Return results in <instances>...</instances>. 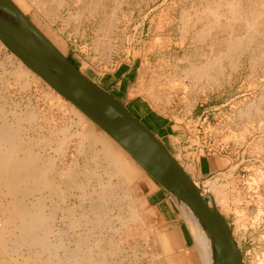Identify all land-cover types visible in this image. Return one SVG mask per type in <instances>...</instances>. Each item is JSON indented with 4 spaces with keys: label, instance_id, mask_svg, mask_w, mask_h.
Segmentation results:
<instances>
[{
    "label": "rangeland",
    "instance_id": "1",
    "mask_svg": "<svg viewBox=\"0 0 264 264\" xmlns=\"http://www.w3.org/2000/svg\"><path fill=\"white\" fill-rule=\"evenodd\" d=\"M13 1L20 12L83 75L120 100L126 108L130 106L126 92H117L111 77L116 64H120L119 73L129 71L130 81L135 83L130 96L139 95L147 99L157 112L171 120L175 131V149L170 151L185 171L193 176L192 180L201 185L202 193L205 190L202 189L203 184L213 182L222 186L228 194V211L224 212L219 205L214 207L228 221L233 238L239 244L243 264H264V61L260 60L264 54V36H248L249 39L242 40L245 42L243 49L229 50L231 39L247 37L246 30L239 22L227 26L221 21L225 27L219 28L211 25L203 14L209 0H39L46 8L44 14L43 9L37 8L34 3H29L28 7L22 0ZM244 1L236 0L234 4L238 8L243 6ZM253 1L259 8L261 0ZM223 11L226 9L223 8ZM261 22L264 32V16ZM16 61L21 62L0 43V79L3 77L0 80V123L3 119L13 122L14 114L23 115L26 108L38 112L33 126L22 123L23 138L29 140L33 150L43 160L54 162L58 172L53 177L58 184L57 174L66 171V168H73L78 174V181L84 185L83 192L72 188L64 193V204L58 201L56 193L46 191V206L57 202L64 209L68 204L74 208L75 217L90 215L89 219L85 218L86 221L82 218L74 229L67 226L68 220L61 212L64 210L60 209L55 215L54 232L49 235V242L55 244L61 238L63 249L71 250L81 236L90 241L86 243L84 240L83 245L89 246L94 256L98 248L119 239L116 256H111V259H116L120 264H159V261H166L167 253L155 240L160 234L179 231L183 224L173 193H169L122 150L126 159L122 162H128L138 172H143L140 177L142 181L137 178L129 187L142 206L140 217L144 232H137L142 236L136 237L135 234V239L133 235L124 238V233L118 237L115 229L119 228L120 222L116 218L126 211V207L120 209L121 193L115 189L113 192L109 190L106 199L100 201L97 195L101 189L100 181L106 184L110 180V184L114 185L116 178L109 179L89 157L78 154L77 136L68 140L65 155L58 153L57 143L62 138L59 130L66 128L69 133L80 131L75 123L76 118L49 102L41 88L34 84L25 88L23 81L14 79L9 72L13 65L18 64ZM192 66L204 67L205 76L194 77L190 71ZM31 73L40 81V87L57 94L40 77ZM66 102L91 123L95 131L118 145L90 118ZM210 160L214 166L208 169L206 164ZM199 164L200 167L204 166V173L197 176L195 171H198ZM84 167H90L94 172L91 178L84 177ZM157 190L163 192L165 200L162 205L154 207L150 200ZM204 193L209 197L210 194ZM33 198L29 197L27 203ZM2 202H5V198L0 195V214ZM98 204L105 210H101L103 214L98 213L104 218H99L102 224L99 227L94 225V218L90 214L91 206ZM233 210H237L241 217L238 218ZM6 239L9 240V233H6ZM87 246L83 247L87 249ZM186 247L182 244L180 249L169 253L177 255ZM22 250L13 256L17 261L21 260L20 255L28 253L26 249ZM61 250H57V255H61ZM27 264L39 263L29 261Z\"/></svg>",
    "mask_w": 264,
    "mask_h": 264
},
{
    "label": "bare ground",
    "instance_id": "2",
    "mask_svg": "<svg viewBox=\"0 0 264 264\" xmlns=\"http://www.w3.org/2000/svg\"><path fill=\"white\" fill-rule=\"evenodd\" d=\"M22 1L27 3L28 7H30L29 3L32 5L33 3L36 4L37 8L41 7L43 9V14L46 11V8H44L43 6L44 3L40 4L39 0H28L29 2L27 0ZM263 1L264 0H261V5L259 8L257 5L255 6L253 0H245L243 6H239L237 8V6L234 4L236 3V0H209V6L203 10V14L209 19L208 21H210L209 23H211V25H214L218 28L225 27L224 23L221 21H224L227 26L235 22L241 23L246 30L247 37L239 36L236 37V39H231L232 41L228 43V49H243V47H245V42L243 41L245 38L247 39L248 36L250 37L251 35L254 36L258 34L259 36H264V32L261 30V19L264 16ZM223 8H225L226 11H223ZM20 11L21 10L13 0H0V23L4 24L14 33L22 36L31 44L64 60L63 57L65 56L38 30V28H36L30 21H28ZM41 35L43 38H46L47 42L42 40V38L40 37ZM260 60H262V62L264 61V54L263 56H261ZM17 63V65L12 66V69L9 72V74H11L14 79H16L17 81H23L24 84H22L25 88L29 87L31 84H34V86L41 88V91L44 92L43 94L46 95L49 102L53 103L61 111L71 114L76 118L75 123L80 127V131L77 130V132L69 133L66 128H61L59 130L62 134V138H60L57 143L58 153H60V155L64 154V151H66L64 148L69 142L68 140L72 136H77L79 138L77 146L78 154H85L87 157H89L88 159L93 164L102 168L101 170H103L104 174H106L109 179H111V177L116 178L117 183H113L114 185L110 184V180L107 181L108 183L106 184H101L100 181L99 185L101 189L100 192L97 193V195L100 201L104 198L106 199V196H108L106 192L109 190L113 192V190L115 189L121 193V196L119 198L121 202L120 209L124 210V207H126V211H124L126 213L124 214V212L120 211L121 214L123 213V215L116 218L119 220L118 222H120V226H118L119 228L117 227L118 229H115V233L117 232V236L122 233H124L125 237L122 236L124 238H131L132 235V237H134L135 234L137 235L136 237L140 236L137 234V232H141L142 230L140 217V209L142 208V206L139 204L138 197L135 196V194L133 193V189H131L129 185L133 181H136L135 179L140 178L143 172H138V170L131 166V164H128V162H122V160H126L124 158V152H122V148L115 144L111 139L107 138L104 134L98 133L97 130L95 131V129L92 128L91 123H89L82 115H80L79 112L76 111V109L74 110V108H72L70 105V107L67 105V100L62 99L51 89H44L43 87H40V81L35 75L31 73L32 71L30 72L26 68H24L21 62ZM43 71L52 80L60 85L65 86L77 96L83 97V95H88V93L77 88L76 86L66 83L64 79L58 77L48 69L43 68ZM190 71L195 75L194 77L199 76V78L206 72L204 67L201 66H192ZM37 113L33 109L26 108V111L23 113V115L18 113L14 114L13 122L9 123L3 119V122L0 123V195L5 198V202H2L1 204L0 214L1 216H3V218L0 219V264H27L29 261L38 262L39 264H120V262L115 261V258V260L111 259V256L113 257V255L116 254V251L118 249V242H120L119 239L118 242L109 241L107 243V246L98 248V252L96 250L97 254L94 256H92L93 251L90 250V247L87 245H83L87 239L85 237V234L84 237L86 239H83L80 236V238L76 240L75 248L71 250H68L67 248H65V250L63 249L64 244L61 242L62 240L60 241L61 238L58 239L55 244L52 243L53 245L51 244V242H49L48 237L51 233L54 232L53 221L55 219V215L57 211L62 209V207H60L57 202H52V205H50L49 207L46 206L45 201L47 197L45 195V192L52 191V193H56L58 201L63 202L64 204V193L68 192V190L72 188L83 192L84 185L83 183H81V181H78V174L76 171H74L75 169L73 168H66V171H60L57 174V177L60 181V184H58L53 177V175L55 176V173L58 172L56 171L54 162L43 160L42 156H40L33 150V147L29 140L23 138L21 133V128L23 127L22 123H27L29 126H33V123H35L37 120ZM0 116L2 117L1 112ZM121 130L124 133H127L129 135L131 134L128 130L122 127ZM84 168V177L91 178V175L94 172L91 171L90 167ZM95 179L97 181V178ZM160 181L167 190H170L174 194H172V196H174L173 198H175V203H177V205L179 206L183 224L179 231L165 235L160 234L157 237V240H155L161 246L162 251L167 253V256L165 257L166 261H159V264H227L224 248L217 233L164 181ZM193 183L197 188L201 190V185L199 186L197 183ZM202 187V189H205L204 192L210 194L208 195L209 197H207L206 195H204V192V194L202 193L210 207L216 209L214 206L219 205L224 210V212L229 210L230 207H228V194L226 195L225 190L222 186L212 182L205 183ZM29 197H34V200H30V202L27 203ZM122 199H125V201ZM101 202L103 203L104 201ZM147 204L149 203L147 202ZM117 205L115 208H117ZM91 207L90 214L92 215L91 217L94 218V225H98L99 227V225L102 224L101 220L99 219L101 218V215H99L98 213L103 214V211L105 210L101 206V204ZM63 208L64 209L62 210L64 211L61 212H63L65 214V217L67 218V226H69V228L76 227L80 223V220L82 218L85 219L90 217L89 212V216L81 214L80 218L75 217V212H73L74 208H72L68 204H66ZM101 210L103 211L101 212ZM106 210L108 209L106 208ZM117 211L119 212V208L117 209ZM236 211L233 210L234 214L237 215L238 218L241 217V214L239 216L237 214L238 212ZM152 218L153 217L151 216V219ZM105 220H103L102 222H104ZM81 223H83V220ZM106 225L108 226V223ZM84 227L86 226L84 225ZM93 227L94 226H92V228ZM86 229H88V227ZM142 231L144 232V229ZM6 233H9V240L6 239ZM124 240L125 239H123V241ZM87 242L88 241H86V243ZM235 242L239 247L237 241ZM182 244L187 246L186 250L184 249V251L177 253V255L173 254V256L171 255V253H169L170 251L180 249ZM83 246H87L89 248L86 249V247L84 248ZM96 246H98V244ZM60 248H62L63 251L61 250V255H57V250H60ZM22 249H26L28 253L26 251L27 254H25V256L23 254L20 255L21 260L17 261L13 256ZM168 254L171 256H169ZM197 257L198 259H200V261L197 259Z\"/></svg>",
    "mask_w": 264,
    "mask_h": 264
},
{
    "label": "water",
    "instance_id": "3",
    "mask_svg": "<svg viewBox=\"0 0 264 264\" xmlns=\"http://www.w3.org/2000/svg\"><path fill=\"white\" fill-rule=\"evenodd\" d=\"M40 37L47 42L42 35ZM0 42L59 96L109 134L151 176L161 184L160 180L164 181L182 198L217 233L224 248L227 264H243L240 248L233 238L228 221L216 209L210 207L201 190L194 185V181L178 160L120 100L83 75L66 57H63V60L40 49L2 23ZM43 68L88 95L77 96L48 77ZM121 127L128 130L131 136L122 132Z\"/></svg>",
    "mask_w": 264,
    "mask_h": 264
},
{
    "label": "crops",
    "instance_id": "4",
    "mask_svg": "<svg viewBox=\"0 0 264 264\" xmlns=\"http://www.w3.org/2000/svg\"><path fill=\"white\" fill-rule=\"evenodd\" d=\"M120 64H116L114 68L113 76L111 77L112 81L115 82L116 91H125L127 95V99L130 102V106L127 107L128 110L135 115L142 123H144L149 130H151L157 138L162 142V144L166 147V149L172 154L170 149H175L174 142V126L171 123V120L160 112H157L153 105L145 98L140 97L139 95L130 96V91L134 88V81H130L129 71L126 70L119 73ZM206 166L208 169H211L214 166L213 162L207 161ZM184 168V167H183ZM198 171H195V175H201L204 172V166L200 164L198 165ZM185 170V169H184ZM188 173V172H187ZM189 174V173H188ZM191 178V176L189 174ZM195 177V176H194ZM154 196V197H153ZM162 199V200H160ZM165 198L163 197L162 192L159 190L155 191L152 195V199L150 200L152 204L162 205ZM157 202V203H156Z\"/></svg>",
    "mask_w": 264,
    "mask_h": 264
}]
</instances>
